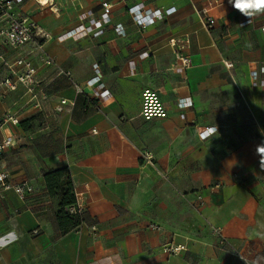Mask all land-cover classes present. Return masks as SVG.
Wrapping results in <instances>:
<instances>
[{"label": "crops", "instance_id": "obj_1", "mask_svg": "<svg viewBox=\"0 0 264 264\" xmlns=\"http://www.w3.org/2000/svg\"><path fill=\"white\" fill-rule=\"evenodd\" d=\"M48 1L19 9L49 34L38 43L55 66L30 44L6 52L35 66L41 106L22 84L0 103L1 115L27 120L0 131L15 139L1 163L12 182L32 186L24 200L12 190L0 196V264H243L234 253L264 264V13L244 23L229 0ZM103 2L109 21L96 33ZM139 5L161 16L141 27L130 13ZM204 8L213 26L201 22ZM172 37L188 40L183 73L174 71ZM93 77L109 94L103 100L87 86ZM61 99L68 103L57 111ZM60 166L86 215L63 235L43 181ZM170 242L187 248L168 255Z\"/></svg>", "mask_w": 264, "mask_h": 264}, {"label": "built area", "instance_id": "obj_2", "mask_svg": "<svg viewBox=\"0 0 264 264\" xmlns=\"http://www.w3.org/2000/svg\"><path fill=\"white\" fill-rule=\"evenodd\" d=\"M36 3L41 7H46L49 5V1L45 0V3L41 0H35ZM23 0H0V103L5 98L7 92L9 90H14L17 88L18 84H22L26 87L27 91L32 95V98L35 100L34 107L40 108L41 101L37 98V90L38 88V80L35 78L36 68L32 65L31 61L24 60L23 56L16 58L14 61H9L6 57L7 50H17L19 48H24L25 45H32L33 48L38 49V58L39 60L46 65L55 66V60L53 56L47 54L44 51V48L41 44L38 43L40 38H49V34L43 31L39 25L38 21H36L32 16L22 14L20 12L19 7ZM217 1H210L209 6H213ZM50 9L51 5L49 6ZM103 17L97 23V31L100 32V28L103 24H106L109 21L108 12L110 10L111 5L109 3L103 2ZM140 5L135 6L130 9V13L135 18L136 22L141 26L145 27L149 22H152L157 16H161V12L150 13L147 11L146 14H142L140 10ZM89 13H82L81 19L84 21L89 15ZM199 18L201 22L206 26H213L215 23L214 18L208 15V8L201 9L198 11ZM251 18L245 17L244 23H249ZM81 33H85L89 31V27L80 26ZM95 29V28H94ZM121 26L117 25V30H120ZM264 34V27L261 28ZM72 33V32H71ZM69 35H72V34ZM78 32L76 31L75 34ZM67 35V34H66ZM69 37V36H68ZM169 45L173 48V54L176 59V64L174 66V71L177 73H183L190 66V58L188 57V40L185 37L179 38H169ZM145 55L147 52L144 53ZM227 66H229L226 63ZM16 67H21V70H18ZM57 69V68H56ZM58 73H62L61 69H57ZM98 78L93 77L87 83V86L91 88L92 94H94L98 99L103 100L107 91L102 89V85L97 83ZM76 93H82V87L78 86V84L74 83ZM38 88V89H37ZM41 92V89H39ZM45 94L42 93L41 98L45 99ZM68 101L66 99H61L59 104L56 107L57 111H61L63 109V105L67 104ZM180 107L187 106L185 101H181L179 103ZM11 123L13 125L19 124V119L13 114H0V131L8 124ZM212 132L211 128L201 132L202 136L205 137ZM15 145V139L13 136H0V156L1 154L8 149L9 147ZM142 159H145L147 162H151L152 155L148 151H143L141 153ZM8 190H12L18 197V199L24 200L28 194L32 192V186L28 180H23L18 183H14L11 181L8 171L4 168V165L1 163L0 157V196L4 197V193ZM201 197L199 196L198 199ZM70 212H82L83 209L80 206H70ZM149 228L151 229H159L157 224L151 223L149 224ZM91 231H96V226H89ZM38 231L35 229L33 233H37ZM217 236L216 245L219 247H224L227 243V238L221 233L220 229L214 228L212 231ZM162 250L168 255H177L180 252L186 250V245L181 243H166L162 246ZM233 253V252H231ZM242 260L243 264H250L246 255L241 253H234Z\"/></svg>", "mask_w": 264, "mask_h": 264}, {"label": "trees", "instance_id": "obj_3", "mask_svg": "<svg viewBox=\"0 0 264 264\" xmlns=\"http://www.w3.org/2000/svg\"><path fill=\"white\" fill-rule=\"evenodd\" d=\"M27 120L19 122L24 124ZM43 181L47 195L56 201L54 213V225L60 234H66L77 229L86 221V215L82 211L70 212L69 207L77 202L74 183L67 166H60L43 173Z\"/></svg>", "mask_w": 264, "mask_h": 264}, {"label": "clouds", "instance_id": "obj_4", "mask_svg": "<svg viewBox=\"0 0 264 264\" xmlns=\"http://www.w3.org/2000/svg\"><path fill=\"white\" fill-rule=\"evenodd\" d=\"M229 3L234 9L248 18L264 13V0H229ZM248 22H250V19ZM261 147H259L257 151L261 155V165H264V152L259 151Z\"/></svg>", "mask_w": 264, "mask_h": 264}, {"label": "rangeland", "instance_id": "obj_5", "mask_svg": "<svg viewBox=\"0 0 264 264\" xmlns=\"http://www.w3.org/2000/svg\"><path fill=\"white\" fill-rule=\"evenodd\" d=\"M229 65V64H228ZM242 114H243V112H242ZM243 120H245V122H247V118L246 117H243ZM243 128H245V130H247L248 128H249V130H251L252 129V127L251 126H245V127H243Z\"/></svg>", "mask_w": 264, "mask_h": 264}, {"label": "bare ground", "instance_id": "obj_6", "mask_svg": "<svg viewBox=\"0 0 264 264\" xmlns=\"http://www.w3.org/2000/svg\"><path fill=\"white\" fill-rule=\"evenodd\" d=\"M41 1L45 3V0H41Z\"/></svg>", "mask_w": 264, "mask_h": 264}]
</instances>
